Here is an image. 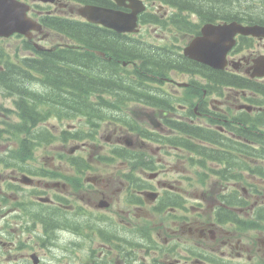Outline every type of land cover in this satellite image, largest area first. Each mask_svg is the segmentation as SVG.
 I'll use <instances>...</instances> for the list:
<instances>
[{
  "label": "flooded vegetation",
  "instance_id": "flooded-vegetation-1",
  "mask_svg": "<svg viewBox=\"0 0 264 264\" xmlns=\"http://www.w3.org/2000/svg\"><path fill=\"white\" fill-rule=\"evenodd\" d=\"M61 1L54 0L47 8L38 6L29 15L41 25V29L31 32L32 39L37 43L53 32L47 27L48 22L42 20V13H53L60 7L77 12L81 6L78 0L71 6ZM86 4L130 12L111 0H89ZM153 8L157 10L149 5L147 12L152 13ZM236 40V46L227 55L228 67L218 73L227 76L230 81L232 75L240 77L238 80L242 84L250 82L259 85V80H250L245 75L256 56L253 50L257 46L264 50V41L243 36H236ZM215 75L216 79L192 73L196 77L191 78L193 91L199 92L201 83L208 84V90L201 89L202 94L192 107V116H188L189 105H182L178 111L172 110L174 107L166 104V96L162 98L165 103L161 102L164 107L161 111L150 109L151 127L145 132L135 133L141 141L139 148L151 155L153 151L166 149L194 150L199 143H208L206 136L211 135L216 138L214 143L220 149H241L243 140H247L246 117L249 113L243 105L252 104L251 113L254 110L258 113L259 106L255 105L259 102L250 99L249 96L255 95L248 88L234 87L230 81L224 83L217 78V73ZM225 84H228L227 87ZM153 115L171 120L177 127L164 125ZM178 125H186L187 128ZM54 141L51 136L48 146ZM155 159L147 158V166L142 168L127 164L123 159L112 160L125 163L118 166L119 173L114 178L103 177L102 182L87 176L89 169L85 158H67L64 162L59 161L63 164L60 166L53 161L43 162L34 174H26L20 167H7V164L1 163L4 169L0 173V264H148L146 258L150 252L153 253L150 264H215L216 252L222 247L229 256H236L241 264L262 263L264 255L259 257V239L257 243L253 240L248 242L246 237H240L243 231L234 229L235 223H219L215 209L210 207L208 214V208L200 206L199 197L189 204L186 201L189 199L184 196L187 191L182 188V175L178 176L175 184H167L162 170L155 168L160 163ZM21 162L18 159L17 165ZM72 170L78 175L72 176ZM25 174L28 179L23 177ZM228 174L231 171L225 169L218 173V177L224 179ZM98 189L99 199L93 201L91 198L96 194L93 190ZM115 193L118 197L113 196ZM148 193L155 195L149 196ZM146 206L148 209L145 211ZM239 211L244 212L242 208ZM137 212H142V216ZM89 213H95L101 224L96 231L89 229L95 235L91 239L96 244L94 250H88L87 242L90 240L86 239V220H96ZM150 215L158 217L159 222L141 225V231L145 232L143 241L147 244L141 246L134 241L135 224L149 220ZM72 220L76 222L71 226ZM72 228H79V233L76 230L74 233ZM57 231L66 234L67 238L61 242V234L57 235ZM242 234L246 236L248 232ZM72 235L75 239L71 238ZM134 244L141 247L137 248Z\"/></svg>",
  "mask_w": 264,
  "mask_h": 264
},
{
  "label": "rangeland",
  "instance_id": "rangeland-1",
  "mask_svg": "<svg viewBox=\"0 0 264 264\" xmlns=\"http://www.w3.org/2000/svg\"><path fill=\"white\" fill-rule=\"evenodd\" d=\"M259 4L261 5L262 2L260 1ZM247 6H252V5L250 3H245V2H242V0H239L236 3L232 4V9L235 10L236 9L235 7L239 9H245ZM257 6L258 5H253L251 9L259 13L261 15L260 16L261 18H264L263 8L257 9ZM57 10L59 14L69 15L70 18H76V17L79 18L78 12L74 10L70 11L66 7H60ZM166 12L168 13L169 11L166 10ZM241 12H243L242 14L247 13L244 10H241ZM161 13L163 14V10H161ZM181 13L183 17H186V19H188L192 25L196 26V28L199 29V26L201 24L196 16H193V15L191 16L183 10L181 11ZM146 27H147L145 29L146 33L150 35V38L148 37V39H150L151 41H156L157 39L159 40L161 39L162 41H157V42H160V43L167 42V45H170V46L174 44L176 48L185 47L191 38L190 33L176 29L175 27H179L178 25H176L175 27H167L164 30L161 29V31H154L156 26L154 27L146 26ZM171 38H173L175 41L173 42ZM31 42H34L33 44L37 45L40 50H44L45 48H50V47L52 48L53 46H56L58 44H64L67 41L64 37L58 35V33L52 32L47 38L46 37L42 38V40H40L38 43L34 39H32ZM70 43L75 44L73 42H70ZM0 47H2L3 50L7 54L10 55L11 59L15 58L16 52L18 53V56L19 55L22 56L23 53H26L25 50L23 49L24 48L23 41L19 39L0 40ZM253 51L255 54L256 53L264 54V50L260 49L259 46H257L255 50ZM85 52L95 54V52L91 50H87ZM117 65H118L117 70H120L121 72L124 71L122 75L125 76L126 80H128L130 83L134 85L133 90L137 93L138 96L142 97V99H145L147 96L149 97L151 89H156L155 92H158L166 88L169 92L173 93L174 95H178L179 97L184 98V101L190 104L191 106H194L196 104L195 102L198 96L194 95L195 91H193L191 88H188V86L182 87V84H185L186 82L188 83L191 78L195 79L196 77L195 76L191 77L186 74L173 72L172 71L173 69L172 68L170 69V67L172 66L171 63H169V67H167L166 73H162V72L147 73L146 70L148 69V67H146V69H144L145 71L144 73L148 75H146V77H143V78H146L148 81L143 80V79L142 80L138 79L132 74L129 75L130 76L129 78L127 72H130L132 69L135 71H140V69H138L137 66L125 67V65H123L122 62H120ZM153 91L154 90H152V92ZM166 98L168 99L167 96ZM174 105H176V103ZM0 106L4 108H9L10 106H12L11 100L4 99L1 93H0ZM130 110H131L130 117L135 121V123H138L139 121L134 119V116H132L133 114L138 113V115L142 119L141 122L138 123L139 128H150L151 127L149 124V120L151 118L150 114L152 112H150V110L143 103L132 105L130 107ZM148 112H150V114ZM106 114H109L106 121H101V122L95 121L96 127L94 129V132L93 130H91V133L93 134V136L83 141H76V142L70 141V142L64 143L59 140L60 133L64 129L69 130L71 132H73L74 130L75 131L86 130L87 128L83 125L84 121L82 118H77L73 122L72 121L51 120L50 123H46L45 124L46 126L53 127L52 132L56 135L57 139L50 146L41 145L37 147L36 150H34V154L32 158L34 162L31 163L32 168H35V169L41 168L43 162L47 164V163H50L51 161H53L56 166L63 165L59 163V161L64 162L67 159V156H69L68 153L71 150L78 148V150L75 153V156H79V157L84 156L90 164V169L87 171V176L96 178L100 182L103 181V177H105L106 179L114 178L117 175L116 173H119L117 171L118 166L121 163H125V162L117 161L115 163L114 161L101 160V158L103 156H106V154H108L112 146H115V144L120 143V145L122 146L125 143L126 139L133 142L132 138L134 137V135H131L130 133H128L127 130H125L123 133L125 137L122 138L121 141H117L116 136H114L115 135L114 130L119 128L116 126V124L122 121H119L120 120L119 119L117 122L116 120H113L114 119L113 114L111 113H106ZM7 115H8V122L17 121V118L15 115L13 114H7ZM108 119H111V120L108 122ZM126 136H128L129 139ZM16 147H17V138L4 136L3 138L0 139V156L3 153H8V151L10 150L12 151V148H16ZM175 152L176 151H171L169 149H166L163 151L160 150L159 152L153 151L152 156L156 157L155 161L156 160L160 161V164H161L160 169L162 170L161 174H163L162 177L164 178V181L166 179L167 184H175V180L178 178V176L182 175V178H183L182 188H184V190L187 191V193H184V196L186 199H189V200H186L187 202H189V204H192L193 200L199 197L201 207L209 208L211 206H215L216 203H214L213 193H215V191L220 189L219 182H217L216 179L212 178L211 176H208L207 174L203 175L204 174L203 170L196 168V167L192 168L186 161H183L182 160L183 158L181 157L183 153L182 154L179 153L177 155ZM71 156H73V154H71ZM11 163H16V162L11 161ZM3 169L4 167L0 166V173L2 172ZM119 170L121 169L119 168ZM146 174H148V172ZM77 175L78 174L76 173V171L72 170V176H77ZM254 183L257 185L259 192H262V191L264 192V189L261 186V184L264 185V183H261L260 181H256V180L254 181ZM240 189H243V188L240 187ZM93 193H96V194H94L93 198L91 199L93 201L98 200L99 199L98 198L99 189L98 191L93 190ZM113 196L118 197L116 193L113 194ZM147 209H148V206L144 207L145 211ZM137 215L142 216V212H137ZM90 216L91 218L93 216L96 220H88V219L86 220V225H87L86 239L87 241L90 240L87 242L88 250H94L96 248V244L95 242H91V239H94L93 236L95 235H93L92 232L89 231V229H91L92 231H96V229L100 228L101 224L95 213H91ZM149 218L151 220L150 219L143 220L141 222L138 219L136 222L138 221L139 222L138 223L135 222L136 223L135 226L137 228L134 229V232H136L134 241L136 244H139V243L142 244L141 246L147 245L143 241V239L145 238L144 237L145 232L141 231V225L145 223L155 224L159 222V218L154 215H150ZM74 222L76 221L72 220L71 226L74 224ZM226 229H229V226H226ZM74 230H76L77 233H79V228H72L73 232ZM247 230L248 229L244 227V230H241V231H243L242 233H244ZM236 231L241 232L238 230ZM82 232L84 233L83 228H82ZM242 233H240V237H246ZM56 234L57 235L61 234V237H60L61 242L65 238H67V235L64 234L63 232L61 233V231H57ZM253 236L256 237L254 234ZM253 236L252 234H249V236L247 235L249 239H251ZM71 238L75 239V236L72 235ZM257 238H260V237L257 236ZM254 241L257 243L256 238H254ZM160 243H162V241H160ZM181 243H183V241H181ZM136 244L134 245L137 248L141 247ZM73 248L81 249L80 246H74ZM263 250L264 249L262 248V250H260L259 253H263ZM89 254H91V251H89ZM250 254H253V252ZM148 255L149 256L146 258V260L148 264H150L152 263V260H153V253L150 252L148 253ZM261 256L262 254H259V257ZM261 259H262V263H259V264H264V256L261 257ZM254 263L255 262H253V264ZM69 264H73V263L71 262Z\"/></svg>",
  "mask_w": 264,
  "mask_h": 264
},
{
  "label": "trees",
  "instance_id": "trees-1",
  "mask_svg": "<svg viewBox=\"0 0 264 264\" xmlns=\"http://www.w3.org/2000/svg\"><path fill=\"white\" fill-rule=\"evenodd\" d=\"M177 1L183 3L185 7H197L202 9L201 12L206 16H208L210 12L221 13L226 11V6H220L212 0ZM74 27L85 33L87 31V37L83 40L91 49L110 50L115 56L125 58L126 60H131L134 56L139 57L138 55L143 56L139 58L141 60L140 71L128 73V76L132 74L136 78L142 80L144 79L143 77H146L144 73L145 67H148L146 70L147 73H159L161 72L162 65L166 63V60L160 58L162 56L138 50V45L133 50L127 47L126 44L115 43L122 42L118 36L114 37L91 27L87 28L81 25ZM76 38L79 39L78 37ZM77 41L80 42V39ZM151 49L154 51L163 50L158 48ZM42 57L43 60H39V62L26 59L22 64H8L4 71H0V87L11 91V93L20 95L16 102V108L20 111L19 118L23 121L21 127H26L28 122H31L32 126L37 125V122L41 121L43 116H46L45 112H50L62 120L73 119L75 116H84L89 120L96 118L102 119L105 118V114L97 113L98 111L94 103L96 99L92 97L97 94H103L113 97L116 95H118V97L125 96V98L128 99L129 95L137 94L133 90L134 85L122 75L124 72H120L118 78L116 65L105 60H100L95 55L79 53L70 56L66 51L60 50L53 53H43ZM0 58H4V55L1 53ZM34 64L38 72L35 71ZM182 69L189 72L196 70L206 78L214 77L216 79L215 73H217V78L224 81V83L228 82L225 75H220L218 72L208 70L206 67L200 65L195 67L192 65L190 66V64L183 65ZM33 71L34 73L36 72L39 77V79L37 77L36 79L40 81L38 83L44 91L43 94H32L27 92L28 83L31 81H25L24 78H30ZM236 81L233 82L240 86L244 85L240 83V81ZM259 93L264 95V89L259 88ZM47 98L51 101L47 100ZM101 105L103 109L110 111L117 110L118 106L117 103L104 99ZM37 106L38 109L35 108ZM160 106L161 103H158L157 107ZM85 107L88 109L80 111L81 108L84 109ZM36 111L42 112L36 113ZM247 121L253 127L259 124V135L252 133L246 134V138L249 141L259 144V149L245 145V149H240L242 152L219 151L202 147L188 150L194 153L195 151L200 152V156H203L202 158L221 163L223 166L224 162L228 165V159L235 161L240 154H243L245 160H242L241 168L245 169L250 174L258 175L259 179L264 181V115H259V119L256 120H251L247 117ZM178 126L187 128L186 125ZM173 127H177V125ZM28 150L27 144H25V153H28ZM252 161H259V163H253ZM259 219L264 220V211L262 208L259 209Z\"/></svg>",
  "mask_w": 264,
  "mask_h": 264
},
{
  "label": "water",
  "instance_id": "water-1",
  "mask_svg": "<svg viewBox=\"0 0 264 264\" xmlns=\"http://www.w3.org/2000/svg\"><path fill=\"white\" fill-rule=\"evenodd\" d=\"M9 0H0V36L6 35V31L11 33L22 25L25 18L21 16L23 10L13 7ZM134 21L127 20V23L119 21L116 23V29L119 32L133 30ZM14 29V30H11ZM8 33V34H9ZM264 36L263 31L258 27H241L236 23L223 26L206 25L202 30L201 37L193 40L185 50V55L201 63L208 64L214 68L221 69L225 66V56L234 44L233 37L237 34ZM254 76H264V57L255 61L253 66Z\"/></svg>",
  "mask_w": 264,
  "mask_h": 264
},
{
  "label": "bare ground",
  "instance_id": "bare-ground-1",
  "mask_svg": "<svg viewBox=\"0 0 264 264\" xmlns=\"http://www.w3.org/2000/svg\"><path fill=\"white\" fill-rule=\"evenodd\" d=\"M117 76H118V74H117ZM27 87H28V89L33 90V91H35V92H37L39 94H43L44 93V91L41 89V86L38 85L37 83L33 82V81L29 82ZM87 109H88L87 107H85L84 109L81 108L80 111H85Z\"/></svg>",
  "mask_w": 264,
  "mask_h": 264
}]
</instances>
